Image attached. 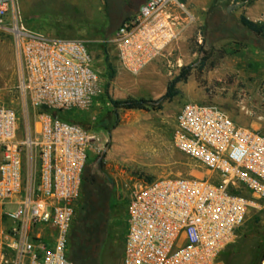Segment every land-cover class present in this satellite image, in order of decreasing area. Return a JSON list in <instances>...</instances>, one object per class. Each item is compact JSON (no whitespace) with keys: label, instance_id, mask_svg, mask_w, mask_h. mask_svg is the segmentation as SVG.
Returning <instances> with one entry per match:
<instances>
[{"label":"built area","instance_id":"1","mask_svg":"<svg viewBox=\"0 0 264 264\" xmlns=\"http://www.w3.org/2000/svg\"><path fill=\"white\" fill-rule=\"evenodd\" d=\"M194 20L184 1L140 0L109 41L120 66L137 74ZM0 29L11 35L20 69L19 111L0 104V208L15 206L0 211V264H70L68 234L95 139L70 115L95 119L100 79L86 40L26 26L16 0H0ZM172 143L205 173L124 183L121 264H215L249 211L264 203L259 131L216 105L187 101Z\"/></svg>","mask_w":264,"mask_h":264},{"label":"rangeland","instance_id":"2","mask_svg":"<svg viewBox=\"0 0 264 264\" xmlns=\"http://www.w3.org/2000/svg\"><path fill=\"white\" fill-rule=\"evenodd\" d=\"M16 1L26 26L44 27L59 37L84 39L91 51L101 92L94 98L95 108L90 115V118L95 115V119L79 122L95 139L87 151L83 170L90 182L83 185L75 218L84 213L86 200L91 201L92 206L89 218L97 217L96 212L103 210L107 221L97 264H121L128 206V189L124 183L131 178L149 181L159 176L205 173L195 160L179 152L172 143L175 118L183 103L197 98L203 104L223 109L234 121L238 119L235 116L254 120V128L264 135V44L247 35L239 23L241 15L264 22V0H181L195 20L183 29L162 57L146 64L137 74L120 66L109 39L115 29L137 11L140 0ZM199 35L201 42H198ZM200 45L206 49L207 56L201 69L198 68ZM149 64L154 65V70H146ZM188 64L194 67L184 81L176 84L179 94L164 102L160 110H118L117 116L107 113L108 95L104 88L119 74L131 77L149 74L156 81L168 83L181 66ZM19 75L12 37L0 29V104L18 111ZM155 92L159 90H152L146 97L158 98L165 91L160 95ZM104 121L113 127H101ZM23 128L20 122L21 135ZM13 210L15 206L10 205L0 208L2 213ZM105 214L100 217L98 226L103 224ZM263 242L264 203L249 211L215 264H259Z\"/></svg>","mask_w":264,"mask_h":264},{"label":"trees","instance_id":"3","mask_svg":"<svg viewBox=\"0 0 264 264\" xmlns=\"http://www.w3.org/2000/svg\"><path fill=\"white\" fill-rule=\"evenodd\" d=\"M244 2H250L251 0H243ZM139 2H137L139 6ZM239 23L245 29L247 35H252L255 39H260L264 44V22H257L249 19L245 15H241L239 18ZM199 51L201 53L200 64L198 68H202L205 61L207 60L206 49L204 46H199ZM193 64L183 65L179 69V73L175 75L169 82L167 83L165 92L159 96L158 98L152 97H127L125 99H113L107 96L108 99V111L107 113L113 114L117 116L118 110H132V109H156L160 110L166 101L172 100L179 94L178 89L176 88V84L180 81H184L187 76L190 74L193 69ZM107 94V86L104 88ZM72 120L80 122L77 117L74 118V115H70ZM101 124V123H100ZM103 128L110 129L113 126H107L105 121L102 123ZM89 180L87 177L82 176V192L83 185L87 183ZM90 182V181H89ZM91 206V201L86 200L84 213L78 215L77 218L72 220L69 234H68V247H67V255L72 264H97L98 263V254L100 245L102 244V233L106 229V221L107 216L103 213V210L97 211V217L89 218L88 213ZM77 212V205L75 208V214ZM105 214L103 224L98 226V222L100 217ZM101 227V228H100ZM103 228V229H102ZM101 229L103 230L101 232ZM263 251L261 255V260L264 259V242L262 243ZM260 264V263H259Z\"/></svg>","mask_w":264,"mask_h":264},{"label":"crops","instance_id":"4","mask_svg":"<svg viewBox=\"0 0 264 264\" xmlns=\"http://www.w3.org/2000/svg\"><path fill=\"white\" fill-rule=\"evenodd\" d=\"M34 30H38L40 32H43L48 35H54L49 30H47L44 27L40 28H33ZM146 70L151 71L154 70V65L149 64L146 68ZM167 86V81H156V78L152 75H137L134 77L128 76L127 74H119L116 76L113 80L110 81L109 86L107 87V95L113 99H125L127 97H146L147 95L152 93V90H159V92H155V95L162 94ZM107 98V97H106ZM193 96H190V99H192ZM189 101H198L200 104H203V102L200 99L195 100H189ZM107 105L109 106L108 99H107ZM241 116H235L237 119V122L239 125L248 128V129H254L256 126V122L254 120H247ZM121 139V137H120Z\"/></svg>","mask_w":264,"mask_h":264},{"label":"bare ground","instance_id":"5","mask_svg":"<svg viewBox=\"0 0 264 264\" xmlns=\"http://www.w3.org/2000/svg\"><path fill=\"white\" fill-rule=\"evenodd\" d=\"M122 139V138H121ZM260 264H264V259L262 260V262Z\"/></svg>","mask_w":264,"mask_h":264}]
</instances>
